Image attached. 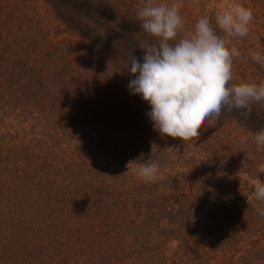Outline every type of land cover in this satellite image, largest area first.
<instances>
[{"label":"trees","instance_id":"16d2710c","mask_svg":"<svg viewBox=\"0 0 264 264\" xmlns=\"http://www.w3.org/2000/svg\"><path fill=\"white\" fill-rule=\"evenodd\" d=\"M42 1L95 43L74 51L40 26L34 0H0V264H264V148L239 142L264 129V101L163 136L128 87L131 56L157 40L140 0ZM263 9L251 43L262 57ZM224 39L239 52L228 86L264 84V60ZM150 158L160 167L146 182Z\"/></svg>","mask_w":264,"mask_h":264},{"label":"clouds","instance_id":"9594fccd","mask_svg":"<svg viewBox=\"0 0 264 264\" xmlns=\"http://www.w3.org/2000/svg\"><path fill=\"white\" fill-rule=\"evenodd\" d=\"M183 0L166 3H147L137 16L141 28L157 38L155 43L142 44V57L130 58L133 78L129 90L139 95L150 105L147 113L155 129L163 136L176 132L190 135L210 115L219 117L222 109L251 112L253 101H264V84L240 83L228 86L232 78V58L238 56L235 47L228 48L225 34L244 37L249 32L253 11L240 3L216 9L213 21L211 13L204 9L196 18L194 29L185 37L177 39L183 26L180 14ZM219 25L220 27H217ZM257 62L264 57L257 52ZM249 139L254 141L257 151L264 148V129L240 138L245 152ZM159 163L148 159L141 165V176L146 182L158 175ZM258 171L264 174V164ZM253 195L264 204V181L257 178ZM264 215V207H257Z\"/></svg>","mask_w":264,"mask_h":264},{"label":"rangeland","instance_id":"374dc122","mask_svg":"<svg viewBox=\"0 0 264 264\" xmlns=\"http://www.w3.org/2000/svg\"><path fill=\"white\" fill-rule=\"evenodd\" d=\"M263 1L264 0H183L182 7L180 8V14L183 18V26L180 30L185 32L183 34L187 36L194 29L198 14L204 9H207L211 13V16H213V18L216 20L215 12L217 8L227 7L233 3H240L245 7L252 9L253 17H255V13L257 16L253 18V20L250 22L249 32L247 36L235 37L238 44L237 48L243 49L245 46L249 45L251 47L250 53L254 55L255 51L252 49L251 43L257 41L258 38L255 29L259 31L257 29V25H259L258 21L262 19V9L264 5ZM149 2L157 4L166 3L168 5H171L173 2H175V0H140V3L143 5V7ZM33 3L35 5L31 8L30 11L32 12L34 9L37 10L36 15L38 17L39 13V21L41 23L40 26L47 27L45 30L50 29V27H52L50 29V35L54 37L55 41L67 40L68 42H71L73 44L72 46L74 47V51L77 52H86L93 47L95 42L92 39H85L84 37L80 36V34L74 33L72 29L70 30L61 27L60 24L62 23L56 18L55 13L42 0H34ZM119 4H122V2H120ZM97 31L98 29L94 25H90L87 28V32L91 34L97 33ZM224 37L226 38L228 43L235 41L234 37L228 36L225 33ZM236 63H240V60H238ZM233 68H237V65L235 64ZM241 81H243L242 78H240V82ZM227 157L229 159V162H234V158L230 159L229 156Z\"/></svg>","mask_w":264,"mask_h":264}]
</instances>
